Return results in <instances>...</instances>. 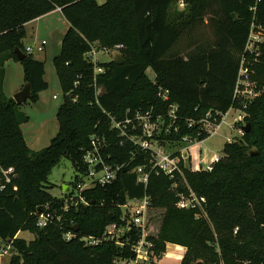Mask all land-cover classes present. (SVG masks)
Masks as SVG:
<instances>
[{"label": "trees", "instance_id": "16d2710c", "mask_svg": "<svg viewBox=\"0 0 264 264\" xmlns=\"http://www.w3.org/2000/svg\"><path fill=\"white\" fill-rule=\"evenodd\" d=\"M173 1L0 0V164L14 168L16 174L13 184L0 190V252L2 243L17 251L9 264H115L132 258L129 245L104 241L92 248L79 238L66 241L64 236L73 221L79 226V237L101 239L121 223V206L128 199L144 197L150 200L149 212L163 211L158 229H150L153 259H163L168 245H176L186 248L180 264H264V45L253 76L259 96L246 106L234 99L251 8L257 0H183L194 11L186 25L172 20ZM57 9L69 24L60 53L53 59L63 93L56 117L59 130L47 148L33 151L22 130L29 117L4 93L5 64L13 60L23 66L24 84L32 90L28 101L36 103L49 85L44 63L26 54L25 25ZM205 18L216 40L194 38L187 53L185 33ZM257 18L264 25V0L258 4ZM94 44L121 45L119 52L125 59L122 66L113 60L99 63L106 74L97 79L98 100L94 65L85 58ZM16 49L25 54L21 62ZM149 70L155 75L154 83ZM146 106L168 120L176 107L166 136L171 142L201 133L199 122L208 115L219 121L231 109L240 111L251 124L244 135L250 149L246 151L242 143H226L220 161L209 170L194 172L182 162L183 175L170 179L153 168L151 151L112 129V119H131L133 126L134 113ZM127 134L141 137L130 126ZM207 138L203 134L200 140ZM93 139L100 141L109 165L123 168L110 185L84 192L90 206H70L64 212L63 199L46 191L49 177L63 159L79 175H86L83 158L93 148ZM253 151L258 154L251 156ZM138 167H145L150 175L147 187L137 183L133 170ZM191 190L207 200L204 212L177 207L179 196ZM46 207L63 220L39 229L37 215ZM22 232L36 233V238L27 243L17 238Z\"/></svg>", "mask_w": 264, "mask_h": 264}, {"label": "rangeland", "instance_id": "374dc122", "mask_svg": "<svg viewBox=\"0 0 264 264\" xmlns=\"http://www.w3.org/2000/svg\"><path fill=\"white\" fill-rule=\"evenodd\" d=\"M183 0H174L171 9V18L174 22L185 24L193 17L194 11ZM103 1L101 0L100 3ZM182 19V20H181ZM208 18L204 19L203 23H195L185 33L183 38V44L186 47V52L191 50V41L197 38L199 42L201 40H216V34L212 27L208 26ZM69 28V24L64 18L63 14L59 11L52 13L51 15L31 23L26 27V37L23 39V45L26 47L29 44L39 40L40 42L46 40L48 42L44 53H36L33 55V59L44 63L45 65V80L49 87L46 91L42 92L39 96V100L36 103L31 101L21 105V110L29 117V122L23 126V135L28 142L29 147L34 151H40L47 148L52 138H54L59 130L57 121V112L59 107L63 103V93L59 84V80L54 68L53 59L60 53L61 42ZM188 29V28H187ZM34 44V43H33ZM97 59L100 62H110L113 57L110 55L98 54ZM5 79H4V92L7 96L12 97L18 94L24 85V69L20 63L13 60L7 61L5 64ZM150 82H155V75L152 70L148 71ZM57 97V100L54 97ZM8 98V97H7ZM157 110L154 107H142L136 111L133 116L134 127L138 129L141 135L140 140L145 138L143 134V124L148 120L150 123V131L153 135L152 138H146L148 147H151L154 151L163 150L167 154H184L186 161L185 165L191 171L196 172L198 169H204L207 166H211L213 157H221L223 147L226 143H242L246 148V151L250 147L244 141V132L240 133V130L247 124L246 116L244 113L231 109L226 115H221L219 121L212 120V117L208 115L204 120L199 122L201 133L192 134L188 136V142L183 140L179 142H171L167 140L171 128L172 119L168 120L165 116H158ZM138 117V119H137ZM242 117L243 121L239 118ZM143 118V119H142ZM142 119V120H141ZM208 121L209 123H203ZM220 125V129L215 130V126ZM130 130L133 129L132 125ZM128 126V128H129ZM209 131L211 133H209ZM215 131L216 134L212 135ZM205 134L208 136L206 140H200V137ZM192 149V150H191ZM152 150V151H153ZM191 150V151H190ZM151 151V150H150ZM154 159V156L152 155ZM218 163V162H216ZM79 175L73 168L71 162L67 159H63L61 163L52 171L47 188H50L49 193L55 198H63L68 192L63 189L64 186H70V189L74 188V181L76 176ZM87 181V180H86ZM197 196L192 190L190 191ZM206 200V204H207ZM205 204V205H206ZM206 208L204 209V211ZM163 211H151L148 213L147 220L149 221L150 229L155 231L159 227ZM150 235H153L150 232ZM18 239H24L27 243L33 241L36 238V233L22 232L18 234ZM1 241V239H0ZM3 248L8 252L0 259L1 264H9L11 258L17 255V251L11 248L6 243H2ZM175 247H168L166 254L176 253ZM170 256V255H169ZM169 256H164L163 259L157 260V264H180L181 261H177Z\"/></svg>", "mask_w": 264, "mask_h": 264}, {"label": "built area", "instance_id": "2783aa9c", "mask_svg": "<svg viewBox=\"0 0 264 264\" xmlns=\"http://www.w3.org/2000/svg\"><path fill=\"white\" fill-rule=\"evenodd\" d=\"M98 1L100 2L101 0ZM181 2L183 4V1ZM260 2L261 0H257L254 7L251 8L253 17L250 23L247 42L244 51L240 56L238 76L234 91V99L236 101H242V105L244 106L256 99L260 94L258 84L253 78L255 74L254 67L260 62L262 48L264 45V25L259 23L257 18L258 4ZM46 47L47 42L43 40L39 43L34 44L33 46L25 47L26 54L33 56L36 53H44ZM122 47L123 46L118 45L114 48H101L98 44H94L91 46V50L85 55V58L94 65L93 86L95 89V96L97 100L101 94V90L100 88H98L97 79L99 76L106 74V69L99 66V63L103 62H100L97 59V55L103 54L113 57V54L119 52ZM77 84L78 83H76V85ZM163 97L164 99H166V95H163ZM56 98L57 97L55 96L54 99ZM175 110L176 107H173L170 114V117H172V119L175 118ZM239 120L243 121L242 117H240ZM203 123L208 124L209 122L204 121ZM131 124V119H126L124 122H117L112 119V129H116L121 135L128 137L129 140L139 148L143 150H151L152 155L154 156V169L163 172L165 175L169 176L170 179H174L176 174L182 176V169L180 167L181 163L183 162L184 166L186 167V158L184 154H180L179 152H177L179 153V155H174L167 154L163 150L154 151L151 147L145 145L147 144L145 142L146 138L153 137L149 129L150 123L148 122V120H146V122L143 124V134L145 138L140 141L139 139L141 137L127 134L128 126ZM219 129L220 125L215 126L216 133ZM133 130H135L134 125ZM242 131L243 128L240 130L241 134ZM209 133L211 132L209 131ZM216 133L214 131L212 135ZM183 141L188 142L189 139L185 137ZM98 143H100L99 140L95 141V139H93V148L88 151L83 158V162L87 166L86 175H78V178L75 181L74 188L70 189V186H68V192L66 193L65 197L60 198L64 201V212H68L70 206L74 207L75 209H77L80 204L84 206H90V202L85 196H83L84 192L96 186L104 187L110 185L116 180L118 172L123 168L119 165H109L105 161V158L102 156V152L99 148ZM220 159L221 157L215 155L212 159V164L219 162ZM210 168L211 166H207L202 170H209ZM200 170L201 169H198L197 171ZM133 173L137 176V183L147 187L150 175L146 172L145 167H138L133 170ZM15 177L16 174L14 168L5 169L0 164V190H5L9 185H12ZM205 204V198H199L193 193H190L189 195L179 196L177 207L182 210H193L198 208L204 212ZM149 208L150 200L147 197L140 199H128L126 203L121 206V223L119 225L112 226L107 231V233H105V236L103 238L97 239L92 236L79 237V233H75L71 230L64 236V239L66 241H71L72 239L79 238V241L83 243L84 246L92 248L101 245L104 241L115 242L120 247L129 245L134 251V256L129 259H118L115 261V264H157V260L153 259L152 245L148 240L151 232L149 221L147 220ZM62 220L63 217L61 215H58L56 210H51L49 207H46L41 212H38L36 225L39 229H44L53 223H61ZM69 226H75L74 222L71 221L69 223ZM236 232L237 231H235V233ZM133 236H136L137 238L135 240H132ZM7 253L8 252L6 251V249L2 248L0 252V259ZM164 256L169 255L165 254Z\"/></svg>", "mask_w": 264, "mask_h": 264}, {"label": "water", "instance_id": "95a60500", "mask_svg": "<svg viewBox=\"0 0 264 264\" xmlns=\"http://www.w3.org/2000/svg\"><path fill=\"white\" fill-rule=\"evenodd\" d=\"M61 46H62V43L60 45V48H61ZM15 53H16V56L20 62L24 60L25 54L20 49H16ZM113 61L119 66H122L125 64V59H124L123 55L119 52L113 54ZM31 96H32L31 85L29 83H26V84H24L22 90L14 96V101L18 105L21 106V105L25 104L26 102H28V100L31 98ZM250 131H251V124H247L245 127H243L244 135L248 134ZM257 154H258L257 151H253L250 153L251 156H256ZM67 188H68V186L63 187L64 190H66ZM71 230L75 233H78L79 232V226L75 225V226L71 227Z\"/></svg>", "mask_w": 264, "mask_h": 264}, {"label": "crops", "instance_id": "0c3cea01", "mask_svg": "<svg viewBox=\"0 0 264 264\" xmlns=\"http://www.w3.org/2000/svg\"><path fill=\"white\" fill-rule=\"evenodd\" d=\"M56 11H59V12H61V10L60 9H57ZM56 11H54V12H56ZM54 12H52V13H54ZM52 13H50V14H47V15H45V16H43V17H40V18H38V19H36V20H34V21H32V22H29L28 24H26L25 25V29H26V27L29 25V24H31V23H34V22H37L38 20H42L43 18H45V17H47V16H49V15H51ZM62 13V12H61ZM46 41V40H45ZM40 41L39 40H35V42H33L34 44H36V43H39ZM47 42V41H46ZM29 44V45H27V46H33L34 44ZM47 44H48V42H47ZM26 46V47H27ZM11 61V60H10ZM6 73V72H5ZM6 77V76H5ZM5 79V78H4ZM24 86V85H23ZM3 88H4V86H3ZM23 88V87H22ZM22 88H21V90H22ZM20 90V91H21ZM5 93V92H4ZM6 95V94H5ZM7 96V95H6ZM8 98H12V97H10V96H7ZM55 100H57V98L55 99ZM22 130H23V127H22ZM25 138V137H24ZM53 139V138H52ZM25 141H26V139H25ZM26 143H28L27 141H26ZM27 146L29 147V145L27 144ZM30 148V147H29ZM31 149V148H30ZM32 150V149H31ZM192 150V149H191ZM190 150V151H191ZM34 151V150H33ZM168 247H175L177 250V252L176 253H173V254H169L170 256V258H174V259H176L177 261H181L182 259H183V257H184V255H185V253H186V248H184V247H181V246H176V245H168ZM167 247V248H168ZM178 247V248H177ZM178 253H182L183 255H182V257L180 258L177 254ZM172 255V256H171ZM2 258V257H1Z\"/></svg>", "mask_w": 264, "mask_h": 264}, {"label": "bare ground", "instance_id": "6f19581e", "mask_svg": "<svg viewBox=\"0 0 264 264\" xmlns=\"http://www.w3.org/2000/svg\"><path fill=\"white\" fill-rule=\"evenodd\" d=\"M177 255L181 258L183 254H182V253H178ZM171 256H172V255H171Z\"/></svg>", "mask_w": 264, "mask_h": 264}]
</instances>
